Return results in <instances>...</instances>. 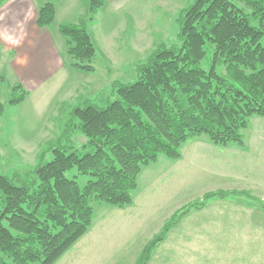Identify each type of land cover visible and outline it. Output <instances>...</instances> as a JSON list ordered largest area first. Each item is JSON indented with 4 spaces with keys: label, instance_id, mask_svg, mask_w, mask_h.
<instances>
[{
    "label": "trees",
    "instance_id": "obj_1",
    "mask_svg": "<svg viewBox=\"0 0 264 264\" xmlns=\"http://www.w3.org/2000/svg\"><path fill=\"white\" fill-rule=\"evenodd\" d=\"M82 1V19L59 31L71 66L94 73L99 48L89 25L106 1ZM55 17L54 5L47 3L37 24L47 28ZM176 22L178 44L157 46L136 66L137 81L113 82L114 100L105 107L85 101L73 108L32 171L0 176V264H56L91 229L93 203L133 205L143 168L160 156L180 160L192 138L207 136L221 147L244 145L251 119L264 117V0H194ZM27 95L22 85L13 86L9 106L22 104ZM4 112L0 102V117ZM75 133L87 140L81 149L73 142ZM81 176L88 178L84 186ZM172 226L145 247L138 264H147Z\"/></svg>",
    "mask_w": 264,
    "mask_h": 264
},
{
    "label": "rangeland",
    "instance_id": "obj_2",
    "mask_svg": "<svg viewBox=\"0 0 264 264\" xmlns=\"http://www.w3.org/2000/svg\"><path fill=\"white\" fill-rule=\"evenodd\" d=\"M193 1L135 0L117 15L105 5L89 25L99 48L94 73L69 68L53 85L32 93L17 109L8 104L11 87L0 85V102L5 105L0 118V176L32 171L39 154L59 138L73 108L85 101L107 106L108 100H114L113 82L137 81L136 66L157 46L178 44L176 20ZM65 59L71 65L67 53ZM66 97L70 98L61 102ZM54 99L60 101L55 106ZM86 141L75 133L77 149ZM213 145L207 136L192 138L182 147V159L160 156L157 163L143 168L131 206L93 203L95 217L89 234L56 264H138L145 247L172 224L147 264H264L260 203L231 194L223 199L205 198L211 193L228 194L219 189L230 188L229 181H217L212 171L213 162L206 153L211 155L208 146ZM52 158L48 155L47 160ZM87 180L78 177L81 186ZM246 208L252 211L247 214Z\"/></svg>",
    "mask_w": 264,
    "mask_h": 264
},
{
    "label": "crops",
    "instance_id": "obj_3",
    "mask_svg": "<svg viewBox=\"0 0 264 264\" xmlns=\"http://www.w3.org/2000/svg\"><path fill=\"white\" fill-rule=\"evenodd\" d=\"M105 1V5L112 10L111 14L117 15L122 8L132 6L135 0ZM47 3H52L55 7V21L47 28H40L37 24L38 13ZM85 6L82 0L6 1L0 7V77L5 79L0 85L8 84L11 88L22 85L28 93L27 99L32 93L41 89L44 91L46 85H53L69 68L74 69L65 59L68 44L59 27L78 23L86 13ZM58 102L60 101H54V106ZM22 104L13 108H20ZM45 116L47 118L48 113ZM243 136V146H208L211 155H206L208 158L211 156V168L217 181L234 182V186L227 183L230 187L228 190H219L229 191L228 194L235 197L242 196L240 193H248L254 198L248 199L258 204L264 203V117H253ZM259 206L261 207L260 204ZM245 210L247 214L252 211L251 208ZM261 210L264 212L262 207Z\"/></svg>",
    "mask_w": 264,
    "mask_h": 264
}]
</instances>
